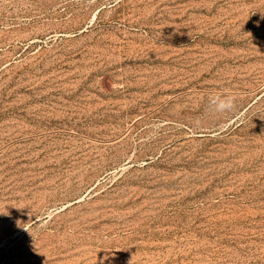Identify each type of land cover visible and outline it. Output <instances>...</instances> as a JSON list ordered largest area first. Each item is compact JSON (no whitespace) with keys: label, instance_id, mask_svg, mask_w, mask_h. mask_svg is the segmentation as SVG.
<instances>
[{"label":"rangeland","instance_id":"obj_1","mask_svg":"<svg viewBox=\"0 0 264 264\" xmlns=\"http://www.w3.org/2000/svg\"><path fill=\"white\" fill-rule=\"evenodd\" d=\"M0 264H264V0H0Z\"/></svg>","mask_w":264,"mask_h":264},{"label":"clouds","instance_id":"obj_2","mask_svg":"<svg viewBox=\"0 0 264 264\" xmlns=\"http://www.w3.org/2000/svg\"><path fill=\"white\" fill-rule=\"evenodd\" d=\"M236 96L229 93H213L208 97V106L217 113L231 112L236 108Z\"/></svg>","mask_w":264,"mask_h":264}]
</instances>
